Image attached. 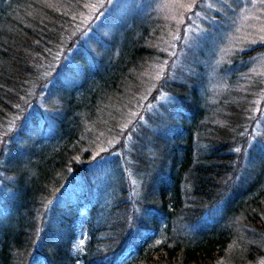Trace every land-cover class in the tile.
I'll use <instances>...</instances> for the list:
<instances>
[{"label": "trees", "instance_id": "obj_1", "mask_svg": "<svg viewBox=\"0 0 264 264\" xmlns=\"http://www.w3.org/2000/svg\"><path fill=\"white\" fill-rule=\"evenodd\" d=\"M85 2L0 0V264H264V78L213 99L139 1L87 48Z\"/></svg>", "mask_w": 264, "mask_h": 264}, {"label": "rangeland", "instance_id": "obj_2", "mask_svg": "<svg viewBox=\"0 0 264 264\" xmlns=\"http://www.w3.org/2000/svg\"><path fill=\"white\" fill-rule=\"evenodd\" d=\"M119 1L89 0L85 2L88 7L86 13L82 5L84 26L87 29L90 27L89 30L85 29L87 31L83 37V44L87 48L93 49V42L98 37L101 39L112 32L108 22L117 19V14L128 8L130 0L121 1L125 2V7L119 8L114 14ZM136 1L141 2L145 13L153 14V18L158 17L164 29L170 31L172 37L166 51L169 59L174 56L177 58V64L171 67L182 69L186 66V71L183 72L190 75L198 70L193 66H201L202 71L199 73L205 78V92L210 97L220 98L222 90H226L228 94L235 92L239 97V92L244 91L238 87V82L245 77L241 70L249 74L247 81L257 79L258 86L261 85V79L264 78V51L257 49L262 46L257 42H264V0H131V3ZM256 44L258 47H255ZM253 47L255 50L250 53ZM241 52H246V56L238 55ZM228 63L230 66L234 65V68L225 71ZM159 73L162 71L157 75ZM233 78L235 82L232 83ZM236 83V91H231L234 90L231 85ZM247 88L248 86L245 87ZM38 95L33 94L32 98ZM258 95L251 100L264 99V90ZM38 101V98L33 100ZM239 103L241 105L240 99ZM252 127L263 135L264 116ZM256 141L260 139L251 140Z\"/></svg>", "mask_w": 264, "mask_h": 264}, {"label": "bare ground", "instance_id": "obj_3", "mask_svg": "<svg viewBox=\"0 0 264 264\" xmlns=\"http://www.w3.org/2000/svg\"><path fill=\"white\" fill-rule=\"evenodd\" d=\"M256 157V156H255ZM264 162V161H263ZM264 164V163H263ZM264 165H262V167H263ZM258 168V167H257ZM261 171V170H260ZM263 171V170H262Z\"/></svg>", "mask_w": 264, "mask_h": 264}]
</instances>
